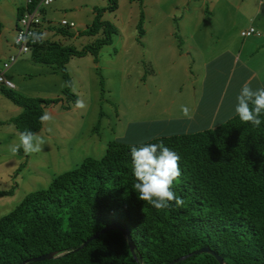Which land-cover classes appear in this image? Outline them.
Returning <instances> with one entry per match:
<instances>
[{
  "label": "trees",
  "instance_id": "1",
  "mask_svg": "<svg viewBox=\"0 0 264 264\" xmlns=\"http://www.w3.org/2000/svg\"><path fill=\"white\" fill-rule=\"evenodd\" d=\"M109 1L106 7H94L91 23L78 31L101 30V36L80 48L54 38L56 33L69 35L71 26L58 22L54 28L42 6L47 22L34 31L47 35L43 43L29 40L30 59L60 68L69 82L64 64L71 56L90 52L96 61L101 45L110 42L113 25L100 19L102 10L115 7L116 0ZM35 2L19 5L16 18ZM62 91L68 99L62 105L67 108L77 96L69 87ZM0 92L20 107L9 118L19 132L37 131L48 103L60 99L27 95L4 85ZM160 141L181 157L182 176L173 191L185 204L177 208L173 203L157 211L133 188L130 146ZM110 222L118 226L75 249ZM120 227L128 231L135 257ZM202 246L220 255L223 264H264V123L254 128L235 112L202 129L139 142L109 140L100 156H84L77 165L53 175L44 187L26 192L0 215V264L22 260L24 264H162L188 252L171 264H220L207 251L192 252ZM52 250L60 254L29 260Z\"/></svg>",
  "mask_w": 264,
  "mask_h": 264
},
{
  "label": "rangeland",
  "instance_id": "2",
  "mask_svg": "<svg viewBox=\"0 0 264 264\" xmlns=\"http://www.w3.org/2000/svg\"><path fill=\"white\" fill-rule=\"evenodd\" d=\"M5 1V10L12 13V0ZM57 1L44 6L49 21L57 28L64 18L73 26L69 35L56 33L55 39L80 48L101 36V30L78 31L91 23L93 8L106 7L109 0ZM261 1L116 0L114 8L101 11L100 19L109 21L114 32L110 42L99 48L96 61L87 52L64 64L73 85L69 90L84 101L83 109L75 103L62 105L68 99L60 68L31 60L29 51L18 52L3 71L8 78L11 75L14 89L60 99L48 103L44 112H50L52 120L35 131L45 140L40 153L26 155L21 148L13 155L10 148L19 143L20 132L11 122L0 120V191L5 192L0 194V215L26 192L44 187L53 175L77 165L84 156H100L109 140L139 142L193 131L233 114L241 89L229 79L245 57L247 38L260 35L259 27H264ZM248 26L259 34L241 36L240 29ZM7 36L12 43L8 48L15 53L14 30ZM260 40L264 41V32ZM258 42L248 46L255 49ZM21 59L30 65L22 68L26 74L22 70L14 76ZM23 85L25 92L19 88ZM182 106L191 118L183 114ZM219 107L222 110L216 112Z\"/></svg>",
  "mask_w": 264,
  "mask_h": 264
},
{
  "label": "clouds",
  "instance_id": "3",
  "mask_svg": "<svg viewBox=\"0 0 264 264\" xmlns=\"http://www.w3.org/2000/svg\"><path fill=\"white\" fill-rule=\"evenodd\" d=\"M45 39L44 33L32 31L19 34L17 43L26 40H31L34 44L43 43ZM65 86L73 87L71 82H65ZM75 107L83 109L85 107L84 101L78 98L75 101ZM181 110L185 116L191 118L186 106H182ZM234 111L241 122L251 124L254 128L260 127L264 123V87L253 89L248 83H245L236 97ZM51 120L50 112L46 111L40 116L42 124ZM18 136L19 143L10 148L13 155L21 148L26 155L40 153L43 150L45 140L38 133L25 130L20 132ZM130 155L132 172L136 179L133 188L141 201L146 202L157 211L169 209L173 203L177 208L184 206V199L178 197L173 191L175 182L182 176L181 157L178 153L160 141L141 144L140 146L131 145Z\"/></svg>",
  "mask_w": 264,
  "mask_h": 264
},
{
  "label": "crops",
  "instance_id": "4",
  "mask_svg": "<svg viewBox=\"0 0 264 264\" xmlns=\"http://www.w3.org/2000/svg\"><path fill=\"white\" fill-rule=\"evenodd\" d=\"M24 1L25 0L18 2V0H12L11 4L13 6V11L15 12V15L13 17L12 16L13 11L11 13L10 9L5 10V5L7 4V2L5 0H0V58H3L4 56H6L7 53L8 54L13 53V51L9 49L12 43L10 42V39L8 38L7 33H11V31L14 30V25L16 22V8L19 5H22ZM60 1L61 0H58L57 3ZM263 5H264V0L260 2L259 7L261 8ZM44 15L46 18H49L46 16L45 12H44ZM259 28L261 29L260 35L252 36L250 38H247V40L245 41L246 47L243 48V50L245 51V55H244L245 57L244 59H242V61L238 65V68L235 71V73L232 74V76L229 79L231 80L232 84L236 83L237 89H242L245 83H248L250 87H252L253 89L264 87V41L260 40L263 36L264 27H259ZM42 33H44L45 36L47 35L45 31H42ZM254 34H259V33L256 31ZM256 40H259V42L257 43V47L255 49H252L251 47L248 46L249 44L255 42ZM8 45H9V48H8ZM5 47H7L6 51H5ZM223 53L224 51L220 52L219 55ZM22 61H25V60L21 59L19 63L16 61V64L14 66V76H16L15 72L22 71L23 70L22 68L26 64H29L27 63V61H25V63L23 64ZM23 73H25L24 70H23ZM8 75L11 78V75L10 74ZM14 88H16L15 84H14ZM19 88L21 91L25 92V89L27 87L23 85V87H19ZM0 95L5 97L1 92H0ZM5 99L7 100H3L2 98H0V105H1L0 106V120L1 121L4 120L5 121L4 123L8 124L10 123L9 118L17 114L20 111V107L17 104H14L10 100H8V98L5 97ZM228 104H225V105H228ZM11 105H17V106H11ZM221 110H222V107H219L216 112H219ZM0 144H2V140H0Z\"/></svg>",
  "mask_w": 264,
  "mask_h": 264
},
{
  "label": "built area",
  "instance_id": "5",
  "mask_svg": "<svg viewBox=\"0 0 264 264\" xmlns=\"http://www.w3.org/2000/svg\"><path fill=\"white\" fill-rule=\"evenodd\" d=\"M29 1V0H26ZM51 0H37L31 8L24 9L20 15L17 16L14 25V37L13 42L16 45V52L8 54L0 63V85L6 87H14L13 81L3 74V71L10 65L12 61L15 60L18 52L27 51L29 49L28 42L26 40L22 43H17V37L21 33L32 32L38 28H42L43 24L47 22L46 18L43 16L41 8L47 5ZM59 23L62 25L73 26L72 21H66V19L61 18ZM256 31L252 26H248L245 29L239 31L240 35H249L255 33Z\"/></svg>",
  "mask_w": 264,
  "mask_h": 264
},
{
  "label": "water",
  "instance_id": "6",
  "mask_svg": "<svg viewBox=\"0 0 264 264\" xmlns=\"http://www.w3.org/2000/svg\"><path fill=\"white\" fill-rule=\"evenodd\" d=\"M118 225H116L115 223L113 222H110V223H107L105 224L103 227L97 229L96 231H94L92 234H90L88 237H86L81 244H79L75 249L81 247L82 245H84L88 240H90L91 238H94L96 237L99 233L103 232L104 230H107V229H112L114 227H117ZM121 231L123 234L126 235V239H127V244H128V247H129V250L132 254L133 257H135V252H134V249H133V242H132V239L130 237V235L128 234V231L127 230H124L123 228H121ZM201 251H207L211 254H213L215 256V258L217 259V261L220 263V264H223V261H222V257L220 255H218L216 252H214L212 249H210L208 246H202V247H199L197 249H194L192 250V252H201ZM191 252H188L186 254H182L176 258H174L173 260L171 261H168V262H165V263H162V264H171V262L173 261H176L177 259H180V258H183L184 256L190 254ZM60 253H57L56 251H47V252H44V253H41V254H38V255H35L33 257H30L29 260H40V259H44V258H50V257H53V256H57L59 255ZM25 260H22L20 261L19 263L17 264H24Z\"/></svg>",
  "mask_w": 264,
  "mask_h": 264
}]
</instances>
